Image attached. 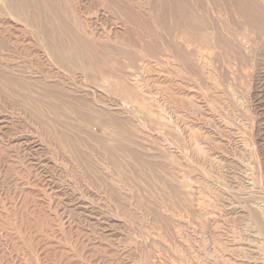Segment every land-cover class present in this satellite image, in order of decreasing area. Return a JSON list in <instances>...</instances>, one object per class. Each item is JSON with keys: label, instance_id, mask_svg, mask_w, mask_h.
I'll list each match as a JSON object with an SVG mask.
<instances>
[{"label": "rangeland", "instance_id": "rangeland-1", "mask_svg": "<svg viewBox=\"0 0 264 264\" xmlns=\"http://www.w3.org/2000/svg\"><path fill=\"white\" fill-rule=\"evenodd\" d=\"M79 1L0 0L15 40L26 32L19 48L0 37V114L52 159L44 184L55 173L99 211L57 208L73 228L61 241L78 264L111 245L133 264H152L149 251L160 264H264V0ZM160 78L187 85L178 109Z\"/></svg>", "mask_w": 264, "mask_h": 264}, {"label": "bare ground", "instance_id": "bare-ground-1", "mask_svg": "<svg viewBox=\"0 0 264 264\" xmlns=\"http://www.w3.org/2000/svg\"><path fill=\"white\" fill-rule=\"evenodd\" d=\"M91 1L92 0H80L79 5H80V7L84 8L85 6L87 7V5H89L88 3H90ZM256 1L258 3L260 0H256ZM100 18H104V14H100ZM120 24H121V22H120ZM114 26H112L110 28L116 32L118 30V27H116V26L114 27ZM11 27L12 26L7 25L6 19L0 17V37L3 38L7 42V44H10L11 47L13 46L12 44H14L16 47L19 48L20 44L19 45L16 44L15 41H17V40H15V34L13 35ZM18 28H20V27H18ZM13 29H14V27H13ZM119 29H121V28H119ZM21 31H23V30H21ZM25 33L23 36L20 35L21 41L18 40L17 42L20 43L26 39ZM19 34H22V33H19ZM18 38H16V39H18ZM29 38H31V37H29ZM21 47H22V45H21ZM35 47H38V46L35 45ZM35 47H34V49H35ZM29 48L31 49V47H29ZM200 50H198V51H200ZM210 52H213V51H210ZM30 56H31V53H30ZM197 57H200V56H197ZM203 58H205V57H203ZM10 60H12V59H10ZM48 61H47V63L50 62V61L49 62ZM198 61H199V58H198ZM210 64H211V62H210ZM42 66H45V65H42ZM52 67H53V64H52ZM51 68L49 66H45V69H47V70H51ZM202 69H203V67H202ZM53 72H54V69H53ZM256 77H258V76H256ZM208 78H209V76H208ZM211 78H213V77H211ZM157 81L159 82L160 86H163V88L169 87V94L166 95L164 92L163 97L166 96V99L169 100L168 102L172 103L173 106L170 105L172 108L174 107V108L178 109L181 106V101H182L181 99L184 97L185 92L183 90L187 87V85L186 86L183 85L184 89L181 90V88L177 87V85L172 84L171 83L172 81L170 82L166 79H161V78L158 79ZM259 81H260V79H259ZM136 84H137V82H136ZM261 86L264 88V83H262ZM262 90H264V89H262ZM232 91H233V89H232ZM161 93H162V91H161ZM238 96H239V94H238ZM256 98H258V97H256ZM197 102H198V100H197ZM137 103H139V102H137ZM140 105L138 107H142ZM112 106H114V103L112 104ZM144 107H145V104H144L143 108ZM146 108H148V107H146ZM150 111L151 110H149V112ZM3 114H5V113L3 112ZM185 116H186V114H185ZM187 119H188V117H187ZM23 124H24V121H22L20 119L15 120L14 118H12L10 116L0 114V184L8 183V188H6L5 191H4L3 187L0 188V264H78V262L74 259L73 249L71 247L65 245L61 241L62 229H66L67 232L70 233V230L72 228V224L68 221L61 222L59 220V217L57 215V212L59 210H57V208L58 209L59 208L60 209H69V207H71V209L73 208V210L81 209L82 214L87 218H89L92 215L99 216V213H98L99 211L96 212L93 207L91 208V207L83 206L82 201H79L80 199L78 200V202L76 201V199L74 200L72 198V194L67 193L68 192L67 191L68 186L67 185H66L67 187L61 186V184L57 183V181L54 178L56 176V175L54 176L55 173L54 174L52 173L53 175L50 174V176H49L50 180H48V182L44 179L47 182V183L45 182L46 184L43 183V180L41 179V177H46V176H44V174L46 175V173H49V171H48L49 168L53 169L54 164H52L51 158H50L51 160H49L48 158H46L42 155L45 148L43 147V145L38 140H36L35 138H33L32 136H29L27 134H21L19 136H15L12 134L13 129H15L17 126H19V127L24 126ZM193 124H194V122H193ZM178 125H180V124H178ZM21 131H22V129H21ZM18 132H16V133H18ZM185 134H186V132H185ZM260 148L262 149V147H260ZM173 153H174V151H173ZM27 166L29 168L26 169ZM56 168L60 169V167H58V166ZM12 169H14V172H12ZM53 172H56V171L54 170ZM1 173H3L4 175L1 176ZM75 174H77V172L76 173L73 172L74 178L76 176ZM78 176H79V174H78ZM80 177L78 179H83ZM59 178H60V176H59ZM48 185L51 188H49ZM178 185H179V183H178ZM39 186L44 187L45 190H48L52 199H55L57 195H59V196H63V194L65 195V196H63L64 198H57V200H59V203L58 204L56 203L57 204L56 212L52 211L50 209L51 198L46 195V192H44L42 194L38 190ZM46 187L48 189H46ZM73 189H74V187H73ZM84 190L91 195L93 194V196L98 195L95 192L90 191L86 188ZM38 191L40 192V194H38L39 193ZM191 193H192V191H191ZM67 194H68V196L66 197ZM177 194H178V201L180 202V205L186 206L187 208H189V206H191V204H190L191 199L189 197V189L179 185V188H177ZM69 201H72L73 203H74V201H76L77 203L75 202L73 205ZM183 201H184V203H183ZM185 201L188 202L189 204L185 203ZM190 209L193 210V209H197V208H194L192 205V207ZM83 212H86L88 215L83 213ZM193 212H194V210H193ZM196 212H197V210H196ZM108 218L109 217L104 218V219H106L107 221L109 220V222L114 220V219L112 220L111 217L109 219ZM118 222H120V221H118ZM258 232H260V231L258 230ZM125 253H126V255L121 254V252L118 253L117 249L111 245V246H109V259L103 260L101 262V264H133L132 262L129 261L128 258H126V256H134L135 255V257H136L137 256L136 252L134 250H129V251H126ZM148 257H149L150 262H152V264L162 263V261L157 256H155L151 251H149Z\"/></svg>", "mask_w": 264, "mask_h": 264}]
</instances>
